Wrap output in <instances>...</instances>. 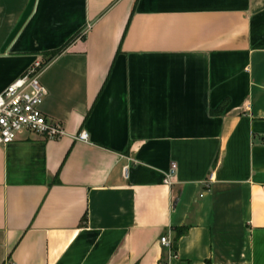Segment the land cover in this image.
I'll use <instances>...</instances> for the list:
<instances>
[{
	"label": "crops",
	"instance_id": "obj_1",
	"mask_svg": "<svg viewBox=\"0 0 264 264\" xmlns=\"http://www.w3.org/2000/svg\"><path fill=\"white\" fill-rule=\"evenodd\" d=\"M50 56L0 264H264V0H0V92Z\"/></svg>",
	"mask_w": 264,
	"mask_h": 264
},
{
	"label": "built area",
	"instance_id": "obj_2",
	"mask_svg": "<svg viewBox=\"0 0 264 264\" xmlns=\"http://www.w3.org/2000/svg\"><path fill=\"white\" fill-rule=\"evenodd\" d=\"M41 60H35L32 65L18 78L0 92V145L14 141L18 133L29 131L49 138L60 137L65 129L59 122L49 120L41 109V104L47 94L46 87L40 81L42 71ZM84 131L76 134L78 140H87ZM128 165L124 166L127 174ZM176 164L172 163L165 183H170V175ZM161 244L172 254V240L167 236L160 237Z\"/></svg>",
	"mask_w": 264,
	"mask_h": 264
},
{
	"label": "trees",
	"instance_id": "obj_3",
	"mask_svg": "<svg viewBox=\"0 0 264 264\" xmlns=\"http://www.w3.org/2000/svg\"><path fill=\"white\" fill-rule=\"evenodd\" d=\"M55 53L56 52H53L52 55H54ZM51 56L49 58H45L44 60H41L42 66H44L51 59ZM174 229H175V236L172 239V252H175V250H176V242H177L178 238L182 234H184L185 231H186V228H184V227H177V228H174ZM208 264H210V263H208Z\"/></svg>",
	"mask_w": 264,
	"mask_h": 264
}]
</instances>
